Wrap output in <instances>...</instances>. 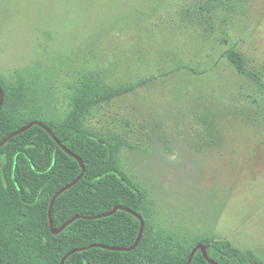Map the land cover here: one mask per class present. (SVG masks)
I'll use <instances>...</instances> for the list:
<instances>
[{
	"label": "rangeland",
	"instance_id": "obj_1",
	"mask_svg": "<svg viewBox=\"0 0 264 264\" xmlns=\"http://www.w3.org/2000/svg\"><path fill=\"white\" fill-rule=\"evenodd\" d=\"M91 78L130 89L79 127L115 147L151 239L264 264V0H0V79L27 113L67 116Z\"/></svg>",
	"mask_w": 264,
	"mask_h": 264
},
{
	"label": "trees",
	"instance_id": "obj_2",
	"mask_svg": "<svg viewBox=\"0 0 264 264\" xmlns=\"http://www.w3.org/2000/svg\"><path fill=\"white\" fill-rule=\"evenodd\" d=\"M228 59L242 70L239 55ZM95 79L82 82L70 101L71 113L54 119L27 113L30 101L24 89L0 79V143L33 121L47 127L55 138L84 166L70 156L39 125L14 136L0 146V264H187L195 245H203L215 264H261L250 251H241L220 240H202L183 247L171 240L151 239L143 209V195L116 165L115 147L79 127L80 119L95 105L119 97L129 88L107 89ZM82 174L52 204L53 234L49 207L56 193ZM107 217H96L110 212ZM122 208V209H121ZM144 228L136 248L140 221ZM96 245L92 248H87ZM87 248V249H86ZM197 250L190 264H211Z\"/></svg>",
	"mask_w": 264,
	"mask_h": 264
},
{
	"label": "water",
	"instance_id": "obj_3",
	"mask_svg": "<svg viewBox=\"0 0 264 264\" xmlns=\"http://www.w3.org/2000/svg\"><path fill=\"white\" fill-rule=\"evenodd\" d=\"M3 97H4V95H3V92H2V90H1V88H0V107H1L2 102H3ZM33 125H39V126L43 127V128L49 133V135H50V136H51V137L57 142V144H58L60 147H62V149H64V150H65L70 156L74 157V158L79 162L80 167L82 168V171L84 172V166H83V163L81 162V160H80L78 157H76L75 155H73L71 152H69L66 148H64V147L61 145V143L55 138V136L52 134V132H51L47 127H45L44 125H42V123H40V122H38V121H33V122L29 123L28 125H26L25 127L21 128L20 130H18V131H16V132L12 133L11 135H9L7 138H5V139L0 143V146H2L5 142H7L9 139L13 138L14 136H16V135H18V134H20V133L26 131L27 129H29V128H30L31 126H33ZM81 176H82V174H81L76 180H74L72 183L66 185V186L63 187L61 190H59V191L56 193V195L54 196L53 200H52V203H51V205H50V207H49V223H50V228H51V231H52L53 234H57V233L61 232L65 227H67L70 223H72L75 219L78 218V217H73V218H71L69 221H67V222H65L63 225H61V227H60L59 229L55 230L54 227H53V222H52V218H51V213H52V204H53L55 198H56L60 193H62L64 190H66V189L72 187L73 185H75V184L77 183V181L81 178ZM121 209H122V208H121ZM115 210H116V208L112 209L110 212H108V213H106V214H102V215H99V216H96V217H90V218L94 219V218L107 217V216L112 215V214L115 212ZM125 210H126L127 212L131 213L132 215H134L135 217H137V218L139 219V221H140V231H139L138 237H137V239H136V241H135V244H134L131 248H128V249H115V248H109V249L121 250V251L132 250V249L136 248V246H137V244H138V242H139V240H140V238H141L142 231H143V228H144V221H143L142 217H141L140 215H138L137 213L133 212V211H130V210H127V209H125ZM95 246H96V245H91V246H89V247H87V248H92V247H95ZM87 248H86V249H87ZM197 250H200V251L202 252V255L204 256V258L207 259L206 254H205V251H204V247H203V245H197L196 247H194V248L192 249V251H191V253H190V255H189V258H188L187 264H190V263H191V260H192L194 254L196 253ZM77 251H79V250H73V251H70L69 253H67V254L64 256V258L62 259L61 264H64V260H65L68 256H70L71 254H73V253H75V252H77ZM207 260H208V259H207ZM208 261H209L211 264H215L214 262H212V261H210V260H208Z\"/></svg>",
	"mask_w": 264,
	"mask_h": 264
}]
</instances>
